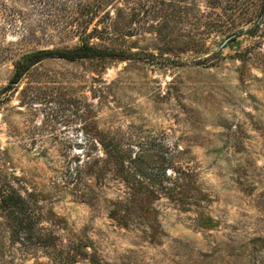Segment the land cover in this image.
Returning <instances> with one entry per match:
<instances>
[{"label": "rangeland", "instance_id": "rangeland-1", "mask_svg": "<svg viewBox=\"0 0 264 264\" xmlns=\"http://www.w3.org/2000/svg\"><path fill=\"white\" fill-rule=\"evenodd\" d=\"M262 1L247 0L250 15ZM190 2L105 5L125 34L117 47L142 58H48L4 89L23 53L80 37L66 0H0V193L14 187L35 200L28 239L24 228L13 235L0 207V264H264V12L255 36L237 33L221 46L218 33L198 55L160 53L164 36L191 32ZM101 134L179 150L176 162L194 170L199 206L161 198L151 222L124 227L105 201L61 190L64 159ZM51 221L63 252L49 255L36 233Z\"/></svg>", "mask_w": 264, "mask_h": 264}, {"label": "trees", "instance_id": "trees-1", "mask_svg": "<svg viewBox=\"0 0 264 264\" xmlns=\"http://www.w3.org/2000/svg\"><path fill=\"white\" fill-rule=\"evenodd\" d=\"M114 1L116 0H66L71 3L68 6V23L76 24L74 28H78L79 43L70 47L41 48L23 53L13 63L12 75L4 89L15 86L30 67L48 58H142L144 52H127L117 47L120 46L117 41H122L125 34L118 32L119 22H110L109 11L103 10L105 5ZM189 6L191 32L179 34L180 37H186L184 40L174 41L173 38L164 36V47L160 53L188 52L189 55H198L207 39L217 38L218 33H222L225 38L233 33L255 36L261 22L259 13L262 15L264 12V0L256 17L250 15L251 6L247 0H191ZM222 15L224 19H221ZM94 22L98 24L95 25ZM100 22L103 23L102 27ZM90 24H94V27L87 31ZM247 24L249 26L244 30L243 26ZM92 39H97L100 43H91ZM146 54L153 56L152 53ZM77 146L82 147L81 152L68 156L61 166V190H69L75 196L79 194L85 200L94 196L97 200L105 201L109 217L119 225L126 227L135 220L139 221L138 224L151 222L161 198L180 204L184 209L199 206L201 202L197 197L198 191L194 188V170L189 165L182 166L176 162L179 151H174L176 148L147 138L126 141L124 138L118 139L105 134L91 136L77 143ZM107 190H113L115 197L107 198ZM31 196V192L14 187L13 192L0 193V207L5 208L7 219L13 224V235L18 236L16 233L24 228L21 232L26 239L33 235L35 225L32 219L34 207L32 204L30 206ZM211 226L206 225L208 228ZM43 231L36 233L39 246L49 255L55 248L61 251L59 236L52 221ZM16 239L19 240V237ZM68 249L66 254H75L71 248ZM52 257L54 258L53 255ZM64 258L67 260L68 255Z\"/></svg>", "mask_w": 264, "mask_h": 264}, {"label": "water", "instance_id": "water-1", "mask_svg": "<svg viewBox=\"0 0 264 264\" xmlns=\"http://www.w3.org/2000/svg\"><path fill=\"white\" fill-rule=\"evenodd\" d=\"M236 35H237V33H233V34L229 35L228 37H226L225 40L222 42L221 46L224 45L226 42H228L233 37H235Z\"/></svg>", "mask_w": 264, "mask_h": 264}]
</instances>
